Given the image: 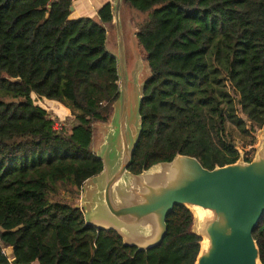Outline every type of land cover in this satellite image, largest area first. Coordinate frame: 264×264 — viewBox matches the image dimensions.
Instances as JSON below:
<instances>
[{"label":"trees","instance_id":"obj_1","mask_svg":"<svg viewBox=\"0 0 264 264\" xmlns=\"http://www.w3.org/2000/svg\"><path fill=\"white\" fill-rule=\"evenodd\" d=\"M72 3L0 0V264H195L201 239L184 207L173 208L163 241L147 252L87 225L75 208L84 183L103 170L93 125L109 121L119 80L106 49L111 3L79 19ZM122 7L144 16L135 37L149 69L128 171L177 155L209 171L235 163L227 126L249 145L264 126V0H122ZM32 96L68 103L76 124L55 130ZM253 238L264 264V214Z\"/></svg>","mask_w":264,"mask_h":264},{"label":"water","instance_id":"obj_2","mask_svg":"<svg viewBox=\"0 0 264 264\" xmlns=\"http://www.w3.org/2000/svg\"><path fill=\"white\" fill-rule=\"evenodd\" d=\"M121 6L122 0H112L119 51L111 55L117 62L119 97L110 127L93 150L103 170L84 183L82 208H75L83 210L87 225L112 231L124 246L147 252L161 244L167 233V216L181 206L192 214V233L201 239L195 264H262L253 232L264 214V135L250 162L237 150L235 163L211 171L195 158L180 155L138 175L128 171L142 130L140 107L149 77L139 83L136 79V117L130 124ZM137 57L138 69L148 76V66L144 70L140 55ZM6 254L13 258L12 250Z\"/></svg>","mask_w":264,"mask_h":264},{"label":"rangeland","instance_id":"obj_3","mask_svg":"<svg viewBox=\"0 0 264 264\" xmlns=\"http://www.w3.org/2000/svg\"><path fill=\"white\" fill-rule=\"evenodd\" d=\"M112 1V0H110ZM73 19L76 17L72 16ZM144 16L140 14H136L135 11L130 10L127 7H122L120 9V21L122 27V39L124 45V59L126 66V95H127V108H126V116L127 120L131 124L136 117V79L137 82L145 81L149 75L147 76L146 71H140L138 69V61L137 56L140 55V61L144 66L145 70V62H144V54L137 44L134 34L136 31L135 22L143 19ZM106 49L110 54L116 55V51L118 52V42H117V33L115 31L114 26L112 28L107 29V39H106ZM139 71V75L136 77V72ZM145 79V80H144ZM36 105L45 109L49 118L54 121L55 128L57 130H69L76 123L73 117V114L77 113L68 103L58 104L55 102H49L46 100L37 99L32 96ZM110 119L105 124L96 123L93 125L94 129V138H93V150H95L99 144L102 142L104 137V131L110 127ZM227 139L230 140L235 148L243 153L245 158L252 159L254 157L255 151L259 148L261 144L262 137L264 135V128L258 131L253 135V144L249 145L252 139L244 138L239 135V133L233 129L230 125L227 126ZM60 197L70 201V196L67 191H61ZM82 192L80 198L75 200L74 203L76 205L82 206ZM82 208V207H81Z\"/></svg>","mask_w":264,"mask_h":264},{"label":"crops","instance_id":"obj_4","mask_svg":"<svg viewBox=\"0 0 264 264\" xmlns=\"http://www.w3.org/2000/svg\"><path fill=\"white\" fill-rule=\"evenodd\" d=\"M106 2L110 0H73L72 7L73 11L71 12V18L79 19L83 17H93L96 11Z\"/></svg>","mask_w":264,"mask_h":264},{"label":"built area","instance_id":"obj_5","mask_svg":"<svg viewBox=\"0 0 264 264\" xmlns=\"http://www.w3.org/2000/svg\"><path fill=\"white\" fill-rule=\"evenodd\" d=\"M49 119H50V118H49ZM50 120L54 123V121H53L52 119H50ZM54 129L57 130V129L55 128V124H54ZM57 131H59V130H57Z\"/></svg>","mask_w":264,"mask_h":264}]
</instances>
